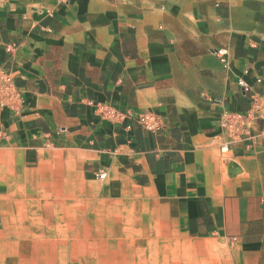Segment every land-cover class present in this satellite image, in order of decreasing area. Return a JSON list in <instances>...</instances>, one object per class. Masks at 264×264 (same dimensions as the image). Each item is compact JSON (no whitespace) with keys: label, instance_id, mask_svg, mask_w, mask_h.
<instances>
[{"label":"crops","instance_id":"0c3cea01","mask_svg":"<svg viewBox=\"0 0 264 264\" xmlns=\"http://www.w3.org/2000/svg\"><path fill=\"white\" fill-rule=\"evenodd\" d=\"M0 67L16 89L0 150L56 146L88 179L125 164L159 192L181 264H264V0H0ZM255 108L242 136L220 129Z\"/></svg>","mask_w":264,"mask_h":264},{"label":"rangeland","instance_id":"374dc122","mask_svg":"<svg viewBox=\"0 0 264 264\" xmlns=\"http://www.w3.org/2000/svg\"><path fill=\"white\" fill-rule=\"evenodd\" d=\"M83 176L56 146L0 150V257L6 264H181L191 256L157 190L114 164Z\"/></svg>","mask_w":264,"mask_h":264},{"label":"built area","instance_id":"2783aa9c","mask_svg":"<svg viewBox=\"0 0 264 264\" xmlns=\"http://www.w3.org/2000/svg\"><path fill=\"white\" fill-rule=\"evenodd\" d=\"M6 49L7 51H10L9 48ZM215 54L224 65L227 64V52L225 50H216ZM237 84L242 88V90L248 89L247 84L242 79H239ZM15 95L16 89L12 75L0 67V102ZM253 103L254 105L256 104L255 101H253ZM259 112L260 110L258 108H255L253 112L245 115L237 112L223 111L220 114L221 119L218 125L220 129L230 137L238 138L242 136V134L246 133L250 124L259 117ZM134 119L144 130L151 133H156L161 127L159 118L152 113L146 112L137 114ZM106 176L107 173L102 171L97 173L95 177L96 179L102 181L106 179Z\"/></svg>","mask_w":264,"mask_h":264}]
</instances>
